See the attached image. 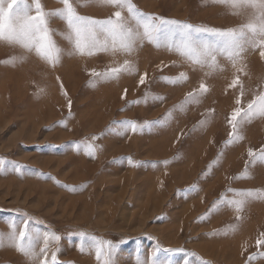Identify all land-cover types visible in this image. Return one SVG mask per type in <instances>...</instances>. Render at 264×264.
I'll use <instances>...</instances> for the list:
<instances>
[{
    "label": "rangeland",
    "instance_id": "374dc122",
    "mask_svg": "<svg viewBox=\"0 0 264 264\" xmlns=\"http://www.w3.org/2000/svg\"><path fill=\"white\" fill-rule=\"evenodd\" d=\"M132 2L143 12L213 29L246 24L254 12L213 0ZM40 3L45 11L63 7L61 0ZM73 3L96 19L119 10L98 0ZM48 26L63 50L55 66L0 41V232L22 230L27 218L30 230L42 234L37 252L44 234L60 237L48 240L47 260L55 252L63 264H183L185 258L264 264V244L256 243L264 240V161L249 156V149L264 148V116L245 122L241 139L228 143L232 111L264 91V48L247 45L234 60L217 55L218 66L209 69L148 41L131 54H71L73 45L59 35L68 33L66 21L49 17ZM125 60L134 71L108 80L93 74ZM181 73L187 79H167ZM237 77L240 83L230 87ZM201 84L207 91L186 103ZM123 121L136 122L137 130ZM249 189L260 194L234 191ZM229 199L245 203L238 211L223 202ZM87 237L109 254L98 259ZM0 264L38 261L5 239Z\"/></svg>",
    "mask_w": 264,
    "mask_h": 264
},
{
    "label": "snow or ice",
    "instance_id": "6c2138e0",
    "mask_svg": "<svg viewBox=\"0 0 264 264\" xmlns=\"http://www.w3.org/2000/svg\"><path fill=\"white\" fill-rule=\"evenodd\" d=\"M61 2L63 4L62 8L45 11L40 0H0V41H5L11 45H20L28 51H35L37 56L55 66L59 62L63 50L53 38L55 30L49 28L48 18L59 17L66 21L69 29L67 34L59 33V35L73 45L71 54L88 56L97 52L131 54L145 41H148L158 48L164 47L167 50L174 51L196 64L215 69L218 66L217 55L223 54L234 60L244 51L247 45L264 48V0H213L214 3L225 4L232 9L251 8L254 10L253 18L248 23L230 29L196 26L184 21L146 13L140 10L132 0H98L99 3L112 5L119 9L113 16L106 19L80 15L74 6L73 0H61ZM33 7L35 14H33ZM123 10L127 11V17L122 14ZM261 55L264 56V51L261 52ZM134 70L132 63L125 60L119 67L109 68L103 73H96L93 70V74L108 80L118 78L122 72ZM167 79L172 83H177L187 79V77L181 73L178 79ZM139 83H145L144 76L141 77ZM239 83L240 80L237 77L230 87H235ZM206 91L207 87L201 84L198 90L187 94L185 102H197L198 92ZM240 95L241 97L244 95L242 86ZM132 103L135 104L138 101ZM236 103L240 105L241 100L237 99ZM70 106L71 101H69V108ZM257 116H264V91L248 101L246 107L238 106L232 111L228 119L232 129L229 133L228 143L241 139L239 128L245 122H250ZM121 123L127 125L128 129L133 132L137 130L136 122L123 121ZM155 123H159V121ZM85 146L88 155H94L93 146L87 144V142H85ZM249 156L253 161L257 159L264 161V148H261L258 153L249 149ZM2 169L3 162L0 161V170ZM57 183L60 182L57 181ZM64 186L72 187L70 185ZM234 191H239L240 195L245 198L256 197L260 194L251 189ZM223 202L234 205L239 211L242 209L245 199H229ZM219 203L214 204L209 211H215ZM22 223V230L16 231V226L13 225V231L7 235L0 232V246L7 239L19 251L38 261V264H63L57 259L55 252L52 253L51 261L47 260L48 240H59L60 237L44 234L45 246L37 252L36 246L41 240L42 234L37 230H30L27 218ZM87 239L89 241L87 246L95 249L98 259H102L109 254L103 244L95 237H87ZM84 240L85 234H81L80 250L82 252L85 248ZM256 243L259 246L264 244V240L258 239ZM175 251L184 252L185 250L177 249ZM41 254L45 257L42 261L39 259ZM194 255L196 254L185 252L186 257ZM256 255L253 254L250 259L255 258ZM259 255L264 256V253H259ZM104 264H109L107 259L104 260ZM153 264H155V261H153ZM183 264H189V260L185 258ZM203 264H210V262L204 261Z\"/></svg>",
    "mask_w": 264,
    "mask_h": 264
}]
</instances>
